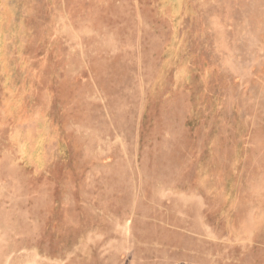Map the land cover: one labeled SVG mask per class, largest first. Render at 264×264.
<instances>
[{"label": "rangeland", "instance_id": "374dc122", "mask_svg": "<svg viewBox=\"0 0 264 264\" xmlns=\"http://www.w3.org/2000/svg\"><path fill=\"white\" fill-rule=\"evenodd\" d=\"M0 264H264V0H0Z\"/></svg>", "mask_w": 264, "mask_h": 264}]
</instances>
